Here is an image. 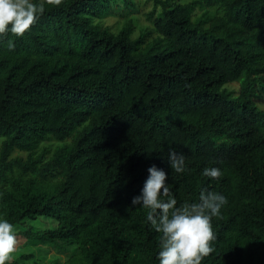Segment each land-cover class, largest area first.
<instances>
[{
    "label": "trees",
    "instance_id": "trees-1",
    "mask_svg": "<svg viewBox=\"0 0 264 264\" xmlns=\"http://www.w3.org/2000/svg\"><path fill=\"white\" fill-rule=\"evenodd\" d=\"M180 1L154 0L138 37L103 23L132 0H63L0 38V220H52L30 238L75 248L68 264H159L130 208L152 165L178 206L226 197L202 264H264V0Z\"/></svg>",
    "mask_w": 264,
    "mask_h": 264
},
{
    "label": "clouds",
    "instance_id": "clouds-1",
    "mask_svg": "<svg viewBox=\"0 0 264 264\" xmlns=\"http://www.w3.org/2000/svg\"><path fill=\"white\" fill-rule=\"evenodd\" d=\"M63 0H0V38L22 37L30 31L46 11V6L59 7ZM15 44L8 40L9 50ZM167 161L175 173L186 171L185 157L175 150L168 153ZM141 194L133 197L131 206L146 210V220L160 235L159 264H202L214 251L212 242L216 234L212 218L219 217L226 197L207 188L199 193L198 202H184L178 206L177 199L168 186V173L152 165ZM202 175L213 179L221 176L219 168H205ZM14 225L0 220V264H11L17 249Z\"/></svg>",
    "mask_w": 264,
    "mask_h": 264
},
{
    "label": "rangeland",
    "instance_id": "rangeland-1",
    "mask_svg": "<svg viewBox=\"0 0 264 264\" xmlns=\"http://www.w3.org/2000/svg\"><path fill=\"white\" fill-rule=\"evenodd\" d=\"M134 5L122 3L115 5L113 14L103 20L105 25L110 26L116 31L122 29L126 22H133L135 32L133 37H138L142 31L153 27L149 19V14L153 12L154 0H132ZM194 0H181L180 3L186 4ZM231 87H239L238 83L231 84ZM48 145L54 146L56 141L51 140ZM54 225L52 220L39 218L34 221H26L18 225L14 230L18 244L16 251L12 254L11 264H68L69 259L76 253L75 248L69 247L68 250L56 243H39L30 238L31 233L39 230H46ZM32 254L33 257L27 259L24 255ZM7 264V262H6Z\"/></svg>",
    "mask_w": 264,
    "mask_h": 264
}]
</instances>
